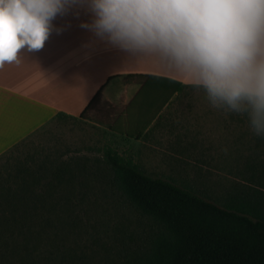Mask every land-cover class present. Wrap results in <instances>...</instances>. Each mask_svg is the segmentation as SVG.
<instances>
[{
    "label": "rangeland",
    "instance_id": "obj_1",
    "mask_svg": "<svg viewBox=\"0 0 264 264\" xmlns=\"http://www.w3.org/2000/svg\"><path fill=\"white\" fill-rule=\"evenodd\" d=\"M197 92L201 96L196 117L200 129L196 134H186L190 138L187 155L173 162L134 157L135 145L109 131L114 119L109 104L96 101L80 118L59 115L1 155L0 192L13 186L18 176L31 179L39 192L55 170L67 162L75 176L72 191L75 199L71 203H55L57 214L64 205L70 208L71 218L74 215L77 220L75 227L82 232V243L112 258L117 251L114 231L138 232L140 221L112 180L107 153H116L153 176L187 186L219 204L226 201L236 186L259 185V170L253 166L261 162V156L255 153L256 135L250 130L247 117L236 113L225 115L210 105L203 90ZM187 104L183 108L192 109L196 103ZM185 119L188 125L194 124L191 122L194 116ZM139 121L131 106L125 116L116 120L114 128L130 131ZM67 190L58 188L55 196ZM66 238L72 239V235ZM63 239L50 231L30 240L25 235L12 237L2 233L0 264H54L57 256L51 254L49 245L55 241L60 248Z\"/></svg>",
    "mask_w": 264,
    "mask_h": 264
},
{
    "label": "clouds",
    "instance_id": "obj_2",
    "mask_svg": "<svg viewBox=\"0 0 264 264\" xmlns=\"http://www.w3.org/2000/svg\"><path fill=\"white\" fill-rule=\"evenodd\" d=\"M83 8L98 38L203 90L264 137V0H0V69L38 51L57 16Z\"/></svg>",
    "mask_w": 264,
    "mask_h": 264
},
{
    "label": "trees",
    "instance_id": "obj_3",
    "mask_svg": "<svg viewBox=\"0 0 264 264\" xmlns=\"http://www.w3.org/2000/svg\"><path fill=\"white\" fill-rule=\"evenodd\" d=\"M255 153L261 156L253 166L259 185L236 186L222 204L107 153L112 180L140 221L138 232L114 231L112 258L82 243L70 208L64 205L57 214L55 203L75 199V176L67 162L39 192L24 176L0 192V234L30 240L50 231L64 238L60 248L55 241L49 245L57 256L54 264H264V137L256 136ZM58 188L69 190L55 196Z\"/></svg>",
    "mask_w": 264,
    "mask_h": 264
},
{
    "label": "crops",
    "instance_id": "obj_4",
    "mask_svg": "<svg viewBox=\"0 0 264 264\" xmlns=\"http://www.w3.org/2000/svg\"><path fill=\"white\" fill-rule=\"evenodd\" d=\"M91 20L78 7L57 16L42 49L22 50L19 63L0 69V156L59 115L80 118L96 101L109 104V131L135 145L134 157L173 162L187 155L186 134L200 129L198 89L136 62L80 26ZM188 101L195 107L183 108ZM131 106L141 121L130 131L114 128ZM188 116L194 124L188 125Z\"/></svg>",
    "mask_w": 264,
    "mask_h": 264
}]
</instances>
